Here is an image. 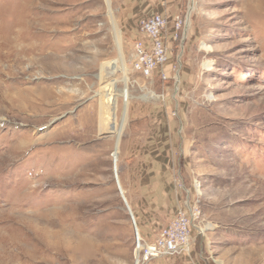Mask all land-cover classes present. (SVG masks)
<instances>
[{"label": "rangeland", "instance_id": "374dc122", "mask_svg": "<svg viewBox=\"0 0 264 264\" xmlns=\"http://www.w3.org/2000/svg\"><path fill=\"white\" fill-rule=\"evenodd\" d=\"M32 1L0 0V43L46 22L32 63L0 46V264H134L188 204L214 264H264V0ZM153 13L166 80L132 68Z\"/></svg>", "mask_w": 264, "mask_h": 264}, {"label": "built area", "instance_id": "2783aa9c", "mask_svg": "<svg viewBox=\"0 0 264 264\" xmlns=\"http://www.w3.org/2000/svg\"><path fill=\"white\" fill-rule=\"evenodd\" d=\"M181 23L182 19L177 15L176 29ZM140 30L143 37L136 39L133 44L132 68L144 77H152L155 73L161 80H166L167 75L163 69L168 59L166 17L160 13L143 17L140 20ZM198 214L197 205L188 204L179 208L169 223L149 242L141 236L138 237L134 227V252L138 250L134 254V264H145L164 256L189 254L194 243L193 230L197 224Z\"/></svg>", "mask_w": 264, "mask_h": 264}, {"label": "bare ground", "instance_id": "6f19581e", "mask_svg": "<svg viewBox=\"0 0 264 264\" xmlns=\"http://www.w3.org/2000/svg\"><path fill=\"white\" fill-rule=\"evenodd\" d=\"M107 2V4H108V0L106 1ZM32 4H34V0L32 1V3H31V5ZM192 9V7L190 8V10ZM44 18V17H43ZM43 18H41V20L43 19ZM35 19L37 20L38 18H33V17H30L29 18V20H27L26 22L25 21H23V22H25L24 23V27H23V29H26V32H21L20 30H18V31H16V36L12 39V37L11 38H9V37H6V38H4L5 40L4 41H2L1 43H0V46L1 47H3V48H5V49H7V52L5 53V55L7 56V58H8V56H11V60L13 61V63L12 64H14V65H19L22 61H23V58L25 57V58H28L29 59V61H30V63H32L33 62V56H34V54L38 51V48L37 47H35L31 42V40L32 39H34V38H37V39H44L45 37H46V22H43V23H41V24H38V25H40V27H38V28H35L32 24H34L35 23ZM19 20V19H18ZM39 20V19H38ZM37 22V21H36ZM19 24V26H21L22 25V20L20 19L19 21H17L16 22V25H18ZM187 24H188V22H187ZM15 25V26H16ZM32 26L34 27V28H32ZM22 27V26H21ZM20 27V28H21ZM33 29V30H32ZM23 31V30H22ZM18 32H20V33H18ZM15 34V33H14ZM17 42L18 43H22L21 45H23V43H25V42H30L28 45H23L22 47H20V49L19 50H16V44H17ZM45 46V43L44 44H42V47H44ZM43 52V48L42 49H40V51H38V52H40V53H42ZM2 52V51H1ZM4 53V52H3ZM45 57H46V53L45 54H43ZM5 59V58H4ZM6 60V59H5ZM25 60V59H24ZM110 63V62H109ZM22 64V63H21ZM107 65H108V62H105V63H102V65H101V67H100V73H101V75H100V77L102 78L104 75L105 76H107L108 75V73L109 72H112V70H107L106 69V67H107ZM8 67V66H7ZM104 88V90H105V88H109V91L110 92H113L115 89H113V85H109V86H106V87H103ZM105 91H107V90H105ZM102 93V92H101ZM122 95L124 96V100H126L127 98H129V95H128V92H127V90H123V93H122ZM1 97H2V95H1ZM22 97V96H21ZM23 99H24V97H23ZM2 101V100H1ZM32 106V105H31ZM34 106V105H33ZM30 107V106H29ZM126 110H127V107H126V101L124 102V105H123V110H122V113H121V118H120V123H119V126H118V128H117V130H116V133H117V136H116V139H115V141H116V143H117V140H118V137H119V135L121 134V132H122V128H123V125H124V122H125V119H126V117H127V114H126ZM104 111H105V108L103 109V111H101L100 109H99V115L97 116L98 117V122H99V129L100 130H104V131H110V129H111V127L113 126L112 125V123H110V121L108 122L107 120H106V115H105V113H104ZM103 133V132H102ZM116 150V149H115ZM113 154H115V153H113ZM114 157V156H113ZM116 160V157H115V159H114V161ZM119 189V188H118ZM121 190L119 189V192H120ZM121 193V195H123L122 194V192H120ZM123 199V198H122ZM123 201H124V199H123ZM126 201V200H125ZM124 201V203L126 204V202ZM132 218H133V216H132ZM133 221V224H134V220H132ZM136 224H134V227H135V231H137V236L138 237H140L141 235H140V232H139V229L137 228V226H135ZM137 249L135 250V253H137Z\"/></svg>", "mask_w": 264, "mask_h": 264}, {"label": "crops", "instance_id": "0c3cea01", "mask_svg": "<svg viewBox=\"0 0 264 264\" xmlns=\"http://www.w3.org/2000/svg\"><path fill=\"white\" fill-rule=\"evenodd\" d=\"M134 212V211H133ZM135 214V213H134ZM139 216V231L143 234H148V218L143 219V216ZM167 218V220H169ZM165 222H168V221ZM138 225V224H137ZM205 245L202 243H194L189 254H178L172 256L159 257L149 261L147 264H214L209 255H206ZM211 259V260H210ZM218 264V263H215Z\"/></svg>", "mask_w": 264, "mask_h": 264}, {"label": "water", "instance_id": "95a60500", "mask_svg": "<svg viewBox=\"0 0 264 264\" xmlns=\"http://www.w3.org/2000/svg\"><path fill=\"white\" fill-rule=\"evenodd\" d=\"M118 191H119V189H118ZM121 192V191H120ZM122 198L124 199V201H125V198H124V196L122 195ZM126 202V201H125ZM128 210H129V208H128Z\"/></svg>", "mask_w": 264, "mask_h": 264}]
</instances>
